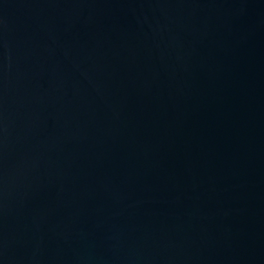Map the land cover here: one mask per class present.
I'll return each mask as SVG.
<instances>
[{"label":"water","instance_id":"95a60500","mask_svg":"<svg viewBox=\"0 0 264 264\" xmlns=\"http://www.w3.org/2000/svg\"><path fill=\"white\" fill-rule=\"evenodd\" d=\"M0 264H264V0H0Z\"/></svg>","mask_w":264,"mask_h":264}]
</instances>
